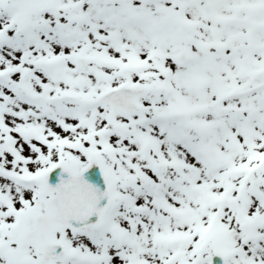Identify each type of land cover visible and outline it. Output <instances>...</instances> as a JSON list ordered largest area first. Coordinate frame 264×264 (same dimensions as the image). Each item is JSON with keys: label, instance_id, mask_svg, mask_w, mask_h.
Masks as SVG:
<instances>
[{"label": "snow or ice", "instance_id": "1", "mask_svg": "<svg viewBox=\"0 0 264 264\" xmlns=\"http://www.w3.org/2000/svg\"><path fill=\"white\" fill-rule=\"evenodd\" d=\"M0 264H264V0H0Z\"/></svg>", "mask_w": 264, "mask_h": 264}]
</instances>
